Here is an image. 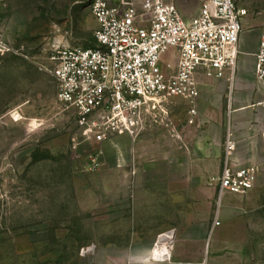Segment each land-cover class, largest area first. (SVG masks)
<instances>
[{"label":"rangeland","instance_id":"rangeland-1","mask_svg":"<svg viewBox=\"0 0 264 264\" xmlns=\"http://www.w3.org/2000/svg\"><path fill=\"white\" fill-rule=\"evenodd\" d=\"M176 1L186 18L194 16L203 3ZM237 1L248 9L244 31L252 49L264 36V0ZM98 28L91 0H0V34L11 48L0 54V264H102L113 260L119 264L124 258L97 250L107 231L117 228L120 234L122 227L103 222V202L120 179L113 169H131L136 175V169L160 168L162 164L145 161L133 146L130 158L120 163L116 139L81 142L77 113L60 101L58 83L48 70L55 66L52 57L58 47L96 46ZM174 65L170 63V71ZM254 70L251 56L248 72ZM204 87L211 88L201 82V89ZM217 88L223 90L225 111H219L216 119L198 106L195 122L190 123L189 105L179 98L169 102L171 116L183 124L180 135H169L189 153V159L198 132L204 140L210 125L218 123L216 136L224 127L222 149L218 144L204 154L203 143L201 147L202 160L217 172L213 178L216 185L226 160L230 94L234 91L230 82L226 93L223 86ZM221 98L217 96L218 103ZM172 130L153 124L137 141L153 136L159 146ZM99 151L103 152L101 165L91 169V155ZM149 151L145 148L140 153ZM247 207L260 222L264 217V188L255 199L247 200ZM217 209L218 205L213 218ZM256 221L250 222V227L262 225ZM177 226L187 229L191 225ZM127 227L123 225V230Z\"/></svg>","mask_w":264,"mask_h":264},{"label":"built area","instance_id":"built-area-1","mask_svg":"<svg viewBox=\"0 0 264 264\" xmlns=\"http://www.w3.org/2000/svg\"><path fill=\"white\" fill-rule=\"evenodd\" d=\"M98 23L97 45L58 47L48 69L59 87L60 101L75 109L81 142L137 138L153 124L174 129L169 102L182 98L190 105V123L198 114L200 75L234 78L248 9L237 0H203L186 18L176 0H91ZM11 51L0 34V54ZM171 54V59L168 58ZM174 62V69L169 65ZM257 77L264 83V36L256 55ZM264 105V100L260 102ZM232 134L226 140V160L218 179L219 205L227 194L245 193L258 182L259 166L234 167ZM99 151L90 168L101 165ZM160 235L153 257L170 258ZM171 248L172 241L166 243ZM161 250L160 252H157Z\"/></svg>","mask_w":264,"mask_h":264},{"label":"crops","instance_id":"crops-1","mask_svg":"<svg viewBox=\"0 0 264 264\" xmlns=\"http://www.w3.org/2000/svg\"><path fill=\"white\" fill-rule=\"evenodd\" d=\"M246 37L244 31L233 80L229 76L224 79L199 76L200 84H208L211 88L201 89L197 110L199 106L216 119L219 111H225L223 90L217 87L223 86L226 93L231 83L234 91L230 94V132L235 146L230 163L234 167L259 166L257 185L245 193L225 195L219 205L220 224L216 225L217 212L213 218V211L218 205V183L216 185L213 178L217 172L206 166V159L202 160L201 147L203 143L204 154L216 149L218 144L222 149L224 127L221 135L216 136L214 128H219L218 123L210 125L204 140L198 132L193 139L190 159L189 153L169 135L181 134L183 124L177 121L176 127L167 131L168 135L159 146L153 136L146 141H137L139 136L117 137L114 146L120 163L130 158L133 146L139 157L151 164L160 161L162 166L136 169V175L131 169H113L120 179L119 184L114 185L112 195L103 202V222L121 224L122 227L120 234L117 228L107 231L103 242L100 239L97 244L98 252L122 255L124 258L119 264H264V217L261 216L259 222L248 212V207L245 209L247 200L255 199L264 188V105L260 104L264 100V83L256 73L259 45L250 49ZM251 56H254L255 70L248 72ZM218 95L222 97L221 103H218ZM169 107L172 108L170 104ZM145 148L150 151L140 153ZM210 158L208 164L212 162ZM255 220L262 225L250 227V222ZM125 224L128 227L123 230ZM185 224L191 226L182 227V230L177 226ZM163 234L170 235L169 241L172 239L167 260L153 257L155 242ZM102 264L117 263L113 260V263Z\"/></svg>","mask_w":264,"mask_h":264},{"label":"bare ground","instance_id":"bare-ground-1","mask_svg":"<svg viewBox=\"0 0 264 264\" xmlns=\"http://www.w3.org/2000/svg\"><path fill=\"white\" fill-rule=\"evenodd\" d=\"M169 239H170V235H166L165 234V237L163 238V249L164 250H168V251H170V249L169 248H167V245H166V243L169 241ZM161 250H158L157 252H160ZM170 253V252H169Z\"/></svg>","mask_w":264,"mask_h":264}]
</instances>
